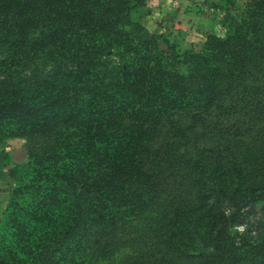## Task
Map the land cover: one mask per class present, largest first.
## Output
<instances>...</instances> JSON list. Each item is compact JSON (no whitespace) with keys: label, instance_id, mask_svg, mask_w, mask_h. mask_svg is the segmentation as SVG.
<instances>
[{"label":"trees","instance_id":"trees-1","mask_svg":"<svg viewBox=\"0 0 264 264\" xmlns=\"http://www.w3.org/2000/svg\"><path fill=\"white\" fill-rule=\"evenodd\" d=\"M145 5L0 0V145L21 136L39 145L31 152L28 144L27 161L9 169L20 184L0 217V264H86L88 250L104 257L124 235L104 214L107 199L121 201L142 183L128 198L145 201L183 173L203 181L195 194L207 202L204 261L240 264L250 255L246 263L264 264V244L251 253L247 231L231 229L255 188L224 185L249 165L264 179V0H248L233 16V43L207 34L201 44L231 64L192 76L176 68L199 54L176 56L161 34L139 53L119 29H144ZM40 60L50 69L30 80L23 72Z\"/></svg>","mask_w":264,"mask_h":264},{"label":"rangeland","instance_id":"rangeland-1","mask_svg":"<svg viewBox=\"0 0 264 264\" xmlns=\"http://www.w3.org/2000/svg\"><path fill=\"white\" fill-rule=\"evenodd\" d=\"M247 2L248 0H146L147 10L155 9L156 14L147 21H138L142 22L144 29L129 25L120 26L119 29L127 32L130 44L137 48L139 53L145 52V42L150 35L161 34L173 47L176 56L182 58L184 52L188 51L194 55L199 54L195 58L196 61L189 59L187 65L180 64L179 68H176L179 74L192 76L194 68L206 70L209 64L213 63L218 64L219 68H225L231 64L232 57L202 51L201 44L207 34L226 39L228 44L233 43L229 38L235 37V29L239 24L233 16L242 14ZM165 7L168 16L162 18L157 12L159 8ZM256 39L261 40L260 36L252 37L254 42ZM159 42L162 50L167 51L166 45L161 40ZM167 53L170 54L169 51ZM114 60L116 61V58ZM48 69V63L40 60L31 64L23 74L33 80ZM163 72H169L168 68ZM210 127L209 122L207 129ZM16 138L23 141L26 155L28 144L31 152L38 150L39 145L34 144L36 140L31 136ZM5 146L6 142L0 145V152ZM13 154L12 159L18 163L12 162V167L25 163L22 153ZM11 157L7 154L0 156L8 161ZM253 167L249 165V168L240 171L236 178L233 176L229 186L228 181L224 183L226 187L238 190L255 188L249 195L247 205L241 208L236 216L238 224L231 228L238 233L247 231L245 249L251 253L257 252L264 244V179L253 172ZM16 174L15 178L20 176L18 172ZM211 180L213 182V179ZM12 181L13 184H20L18 181ZM202 182L183 173L173 181L166 179V186L159 184L161 191L155 190L145 201L137 199L143 198L140 195L134 196V193L140 192L144 187L142 183L133 184L121 201L108 198L104 205L107 212L104 214L117 218L118 228L120 224L124 225V235L116 238L104 257L98 256V252L93 254L92 250H88L86 264H213L203 259L211 252V248L206 241L208 216H205L204 212L207 210V202L195 194L203 187ZM205 185L206 188V181ZM132 194L133 197L128 198ZM33 196L27 193L23 198L30 200ZM174 196L176 197L168 203L167 200ZM83 215L85 218L89 217L91 210L84 209ZM249 246L252 248H248ZM246 259L250 262L254 260L250 255ZM246 259H241L240 264H248Z\"/></svg>","mask_w":264,"mask_h":264},{"label":"crops","instance_id":"crops-1","mask_svg":"<svg viewBox=\"0 0 264 264\" xmlns=\"http://www.w3.org/2000/svg\"><path fill=\"white\" fill-rule=\"evenodd\" d=\"M152 11L153 9L147 10L149 19H151L156 14L155 9L153 12ZM166 11H167V8L166 7L163 8V12L161 13L162 16L164 15L163 17L168 16V13ZM4 148L5 149H2V150L8 156L11 157L12 155H14L13 153L20 152L23 154L22 157H24V162L27 161V155L23 149V141L21 139H18L16 137L8 139L6 141V146ZM12 162L18 163L17 161H14L12 157L9 161L6 160L5 163H0V216L2 215L3 211L8 205L10 194L14 186L13 181H12L13 179L9 173V169L13 166ZM20 162L22 163L23 159Z\"/></svg>","mask_w":264,"mask_h":264}]
</instances>
